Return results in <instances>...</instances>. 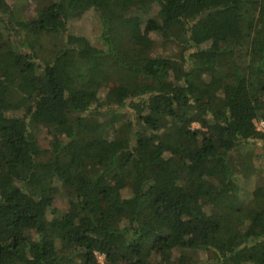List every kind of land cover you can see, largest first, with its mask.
Instances as JSON below:
<instances>
[{"label": "trees", "instance_id": "obj_1", "mask_svg": "<svg viewBox=\"0 0 264 264\" xmlns=\"http://www.w3.org/2000/svg\"><path fill=\"white\" fill-rule=\"evenodd\" d=\"M16 1L0 0V264H264V152L249 200L236 162L264 151V0H36L31 20ZM90 11L100 49L71 34Z\"/></svg>", "mask_w": 264, "mask_h": 264}, {"label": "rangeland", "instance_id": "obj_2", "mask_svg": "<svg viewBox=\"0 0 264 264\" xmlns=\"http://www.w3.org/2000/svg\"><path fill=\"white\" fill-rule=\"evenodd\" d=\"M17 7L20 9V14L27 20H31L36 17L38 10L40 9V5L36 0H17ZM145 21H147L145 19ZM70 27H72L71 34L75 36H82L88 39L92 48H101V26L99 25L98 21L94 19L93 12H88L81 20L74 21L70 23ZM142 30L145 34H148L151 38L157 39V34L149 28L147 22L142 23ZM51 46V44H50ZM53 47V46H51ZM158 49L162 48V44L159 43L157 45ZM170 54H174L169 51ZM198 125H194V128H198ZM258 129H262V124H257ZM40 143L41 146L44 148L49 147V139L47 138L46 134L42 132L40 134ZM259 149H251V152L246 153L245 157L241 160V157L236 160L238 170L246 171V178H242L240 180V187L242 194L245 199L252 198L254 192H256L260 187H262V180H263V161L261 155L263 154V150L260 144H256ZM254 149V150H253ZM261 157V158H260ZM246 162V166H242L243 162ZM54 206L60 210L61 213L67 209V205L63 202L61 197H58L55 200ZM49 219L53 218V215L49 212ZM187 252V251H186ZM206 252L203 250H199V248L188 250L186 258L190 261V258H198L202 259L203 257L206 258ZM98 260L101 264H104V260L102 256L98 257Z\"/></svg>", "mask_w": 264, "mask_h": 264}, {"label": "built area", "instance_id": "obj_3", "mask_svg": "<svg viewBox=\"0 0 264 264\" xmlns=\"http://www.w3.org/2000/svg\"><path fill=\"white\" fill-rule=\"evenodd\" d=\"M262 124V128L264 129V124L263 123H261Z\"/></svg>", "mask_w": 264, "mask_h": 264}]
</instances>
